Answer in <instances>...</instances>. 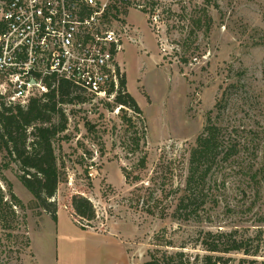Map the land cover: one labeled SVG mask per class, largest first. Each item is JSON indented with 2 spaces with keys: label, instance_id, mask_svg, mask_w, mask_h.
Masks as SVG:
<instances>
[{
  "label": "rangeland",
  "instance_id": "rangeland-1",
  "mask_svg": "<svg viewBox=\"0 0 264 264\" xmlns=\"http://www.w3.org/2000/svg\"><path fill=\"white\" fill-rule=\"evenodd\" d=\"M121 21L130 38L116 61L141 112L87 96L64 104L67 130L54 142L64 172L54 196L59 223L35 204L17 162L0 151V161L10 162L3 174L24 204L15 207L14 229L0 223V262L87 264L88 245L97 244L68 208L79 193L96 209L86 229L120 239L128 264H167L177 252L186 264H201L211 253L219 264H263L264 0H136L112 25ZM219 97L217 123L247 147L239 161L262 172L256 184L235 163L219 166L205 210L184 219L175 211L191 149ZM0 183L8 193L2 177ZM207 231L246 246L210 252Z\"/></svg>",
  "mask_w": 264,
  "mask_h": 264
},
{
  "label": "trees",
  "instance_id": "trees-1",
  "mask_svg": "<svg viewBox=\"0 0 264 264\" xmlns=\"http://www.w3.org/2000/svg\"><path fill=\"white\" fill-rule=\"evenodd\" d=\"M128 6L129 3H113L114 17L121 13L127 14ZM117 71L120 84L115 102L140 113L141 108L137 100L126 90V77L124 73H120L119 66ZM85 99L87 98L84 92L67 80L60 82L58 91L54 89L45 97H34L26 106L6 105L4 100L0 99V151H6L10 160L17 162L21 182L34 196L35 204L51 215L54 221L58 220L59 211L54 196L64 178L54 142L60 133L67 130L69 115L64 104ZM220 107L221 97L217 99L214 109L209 110L203 131L191 149L185 193L179 198L175 211L182 214L184 219L201 216L211 198V175L224 164L235 163L239 167L238 170L249 177L250 182H259L257 177L262 169H255L253 163L245 165L239 161L242 151L247 147L237 143L238 139H234L232 133L224 131L217 123L213 113L217 110L220 112ZM134 145L138 147L139 140H134ZM9 166L10 162L0 161V177L8 184L7 193L0 183V223L5 228L14 229L18 221L15 207H23L24 204L3 174V169ZM127 176L129 178L130 174ZM68 208L75 222L83 229L87 226L84 221L96 218L92 201L83 194H73ZM224 235L212 231L205 232L206 249L210 252H229L245 248L244 241L231 238L224 240ZM198 258L199 255L195 259ZM168 259L167 264H186L183 261V252L171 254ZM202 260L201 264H219L221 257L211 253L203 256ZM0 264L20 263L6 261Z\"/></svg>",
  "mask_w": 264,
  "mask_h": 264
},
{
  "label": "built area",
  "instance_id": "built-area-1",
  "mask_svg": "<svg viewBox=\"0 0 264 264\" xmlns=\"http://www.w3.org/2000/svg\"><path fill=\"white\" fill-rule=\"evenodd\" d=\"M134 1L0 0V99L26 106L67 80L87 97L114 100L130 26L112 25L120 16L112 4Z\"/></svg>",
  "mask_w": 264,
  "mask_h": 264
},
{
  "label": "crops",
  "instance_id": "crops-1",
  "mask_svg": "<svg viewBox=\"0 0 264 264\" xmlns=\"http://www.w3.org/2000/svg\"><path fill=\"white\" fill-rule=\"evenodd\" d=\"M57 221L58 223L60 221V211H58ZM84 230L89 239L97 244L95 246L88 245L87 264H128L127 251L120 239L110 233L92 229Z\"/></svg>",
  "mask_w": 264,
  "mask_h": 264
}]
</instances>
